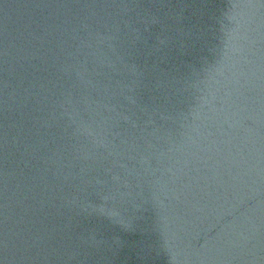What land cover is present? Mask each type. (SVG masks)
I'll list each match as a JSON object with an SVG mask.
<instances>
[{
	"label": "water",
	"instance_id": "water-1",
	"mask_svg": "<svg viewBox=\"0 0 264 264\" xmlns=\"http://www.w3.org/2000/svg\"><path fill=\"white\" fill-rule=\"evenodd\" d=\"M0 264H264V0H0Z\"/></svg>",
	"mask_w": 264,
	"mask_h": 264
}]
</instances>
